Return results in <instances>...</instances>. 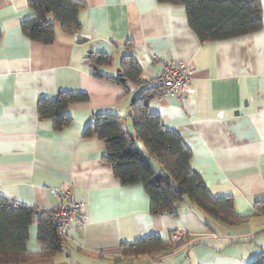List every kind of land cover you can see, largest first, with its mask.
<instances>
[{
  "label": "crops",
  "instance_id": "obj_1",
  "mask_svg": "<svg viewBox=\"0 0 264 264\" xmlns=\"http://www.w3.org/2000/svg\"><path fill=\"white\" fill-rule=\"evenodd\" d=\"M28 1L0 0V198L36 209L25 243L30 253L41 252L37 220L58 203L53 189L71 187L85 202L86 216L70 224L58 253L28 264H249L264 251V215L253 208L264 200V0L259 31L205 42L188 27L183 5L81 0L85 8L76 34L88 39L77 44L75 34L55 23L49 45L21 30L20 22L34 17ZM86 51L105 54L108 61L95 69L81 66ZM127 52L140 67L139 89L149 87L159 70L152 56L188 65L193 92L152 99L148 108L179 134L191 151V168L211 194L233 197L240 224L227 226L186 203L176 216L151 214L142 186L121 185L101 142L85 135L96 112L132 121L137 92L92 74L117 78ZM58 92L88 96L68 105L71 121L59 132L36 111L39 97ZM177 230L183 236L175 249L125 259L119 254L123 242L151 234L170 240Z\"/></svg>",
  "mask_w": 264,
  "mask_h": 264
},
{
  "label": "trees",
  "instance_id": "obj_2",
  "mask_svg": "<svg viewBox=\"0 0 264 264\" xmlns=\"http://www.w3.org/2000/svg\"><path fill=\"white\" fill-rule=\"evenodd\" d=\"M157 1L183 5L188 27L202 42L235 38L262 28L260 0ZM28 4L34 17L23 19L20 27L31 41L44 45L53 43L55 23L68 35H74L81 29L78 14L85 8L81 0H29ZM89 60L98 67L108 61V56L91 52ZM119 67L122 76L138 88L130 105L133 135L123 132L121 117L110 111L96 112L85 129L87 137L93 135L101 142L104 159L111 165L114 177L121 185L140 184L153 215L176 216L179 205L186 203L227 226L240 224L243 218L234 210L233 197L211 194L200 175L191 168V151L179 134L167 129L159 116L149 111V102L155 99L157 90L150 86L139 89L142 84L140 67L128 52L121 57ZM92 74L126 90L118 77L96 71ZM87 99L85 93L58 92L54 97L41 96L36 102L38 119L50 120L52 129L59 132L71 121L66 112L68 105ZM141 146L162 172H156L150 161L144 158ZM253 208L256 213L264 215V200L255 201ZM35 215L33 207L0 198V264H28L49 258L61 250L63 239L48 212H42L37 220L41 252L27 251V229ZM172 249L171 240H162L151 234L121 243L119 254L125 259ZM249 264H264V251L252 257Z\"/></svg>",
  "mask_w": 264,
  "mask_h": 264
},
{
  "label": "built area",
  "instance_id": "obj_3",
  "mask_svg": "<svg viewBox=\"0 0 264 264\" xmlns=\"http://www.w3.org/2000/svg\"><path fill=\"white\" fill-rule=\"evenodd\" d=\"M151 62L159 66V70L148 80V85L157 90L155 99L163 101L167 98H182L191 94V71L187 64L175 59H160L152 56ZM53 195L58 203L51 209L50 217L56 227L58 234H61L74 220H86L83 208L85 202L75 197L71 187L63 190L53 189ZM182 231L177 230L171 234L174 240H180Z\"/></svg>",
  "mask_w": 264,
  "mask_h": 264
},
{
  "label": "water",
  "instance_id": "obj_4",
  "mask_svg": "<svg viewBox=\"0 0 264 264\" xmlns=\"http://www.w3.org/2000/svg\"><path fill=\"white\" fill-rule=\"evenodd\" d=\"M85 40H87L86 37L80 35V34H75V42L77 44L83 43ZM91 51H86L84 54H82L81 56V66H89L92 67L93 69H95V66H92L91 63H89V57H90ZM117 77L119 79V81L123 84V86L126 88V90L129 93H133L136 91V87L131 84L130 82H128L121 74L120 69H117ZM133 101V98L131 99V102Z\"/></svg>",
  "mask_w": 264,
  "mask_h": 264
},
{
  "label": "rangeland",
  "instance_id": "obj_5",
  "mask_svg": "<svg viewBox=\"0 0 264 264\" xmlns=\"http://www.w3.org/2000/svg\"><path fill=\"white\" fill-rule=\"evenodd\" d=\"M56 27H58L57 26V24H56ZM129 82V81H128ZM128 92V91H127ZM136 95V94H135ZM133 98V97H132ZM121 126H122V128L124 129V131H125V133H130V134H132L133 133V129H132V124H131V121H130V119L129 118H125V117H123L122 118V120H121ZM144 153V152H143ZM144 158L146 159V160H148V161H150V163H151V165H152V167H153V169L156 171V172H162V170L155 164V163H153L146 155H144ZM84 215H85V213H84ZM79 218H77L76 220H74V221H77ZM73 221V222H74ZM70 226V225H69ZM69 226L61 233V234H59L60 236H61V238L63 239V235H65L64 233L66 232V230L69 228ZM174 233V232H173ZM213 237H215V236H213ZM172 239V238H171ZM170 239V240H171ZM180 244H178L177 243V240H174V239H172V248L173 249H175V248H177L178 246H179Z\"/></svg>",
  "mask_w": 264,
  "mask_h": 264
}]
</instances>
